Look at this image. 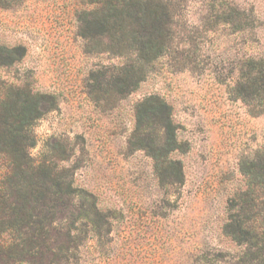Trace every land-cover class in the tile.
<instances>
[{
  "label": "rangeland",
  "instance_id": "rangeland-1",
  "mask_svg": "<svg viewBox=\"0 0 264 264\" xmlns=\"http://www.w3.org/2000/svg\"><path fill=\"white\" fill-rule=\"evenodd\" d=\"M104 1L0 0V102L10 87L45 96L29 154L71 184L32 203L25 241L0 210V264H264L225 233L264 199V104L239 95L264 59V0H170L168 47L127 94L116 80L139 63L87 25ZM151 95L171 107L174 151L137 119ZM9 173L0 157V209Z\"/></svg>",
  "mask_w": 264,
  "mask_h": 264
},
{
  "label": "trees",
  "instance_id": "trees-1",
  "mask_svg": "<svg viewBox=\"0 0 264 264\" xmlns=\"http://www.w3.org/2000/svg\"><path fill=\"white\" fill-rule=\"evenodd\" d=\"M172 9L170 0H105L94 13L88 14L93 17L87 22L88 27L96 29V34L98 31L105 34L112 53L123 55L124 51H131L139 63L138 71L136 64H131L117 78L115 86L122 94L134 91L146 78L147 66L164 55L171 30ZM239 20L242 22V18ZM247 63L249 68L243 71L239 95L245 102L249 99L259 106V101L264 104V59L250 58ZM133 81L134 87L130 89ZM44 97L29 88L10 87L0 102V157H5L10 164L9 195L14 198L12 203L5 200L0 209L3 218H8L3 222L2 232L17 231L23 241L27 229L35 234L32 218L36 208L32 203L47 199L50 189L64 194L71 190L70 182L63 181L54 167L37 163L29 154V149L36 144L32 127L43 116ZM253 113L260 115L264 111ZM137 119L139 123L148 120L158 124L167 137L165 147L168 151L176 149V126L171 107L165 100L157 95L144 99L137 106ZM257 200L250 206V211L254 212V223L243 218L242 213L248 210L247 201H244L239 214L225 225V233L240 245H246L248 251L264 250V199L260 203Z\"/></svg>",
  "mask_w": 264,
  "mask_h": 264
}]
</instances>
